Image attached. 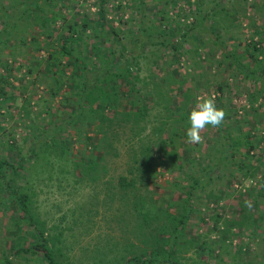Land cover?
<instances>
[{
    "label": "trees",
    "instance_id": "obj_1",
    "mask_svg": "<svg viewBox=\"0 0 264 264\" xmlns=\"http://www.w3.org/2000/svg\"><path fill=\"white\" fill-rule=\"evenodd\" d=\"M53 1L56 2V0H17L12 4L11 11L6 10L1 20L0 49L3 44L4 47L9 46L12 58L10 65H7L5 60L0 61L2 68L0 102L16 99L15 86L10 79L11 68L17 63L18 57H24L28 59L27 62L19 61L17 64L18 69L23 68V76L19 79V86H16L23 89L21 101L19 106L14 105L24 120L32 116L31 100L40 83L45 84L42 89L44 108L42 112L35 114L39 116L45 112L47 115H54L46 104L57 96H60V106L69 108L70 113L69 118L62 122L56 123L48 118L46 125H52L49 128L40 120L38 121L41 125L30 126V132L24 138V142L28 144L25 152L23 145L16 144L13 134L8 136L4 143L0 141L2 149L17 151L16 162L9 160L0 152V204H7L11 210L13 228L6 232L14 236L9 249L0 256V264H14L13 257H23L30 253L35 257L38 256L45 264H77L62 251L60 245H57L60 243L62 230L51 235L46 220L42 219L35 210V200H33L35 191L32 187L33 183L28 178L33 168L39 167L40 172H43L42 168L51 162L53 154L59 156L66 152L69 154L68 150L71 146L67 142L71 138L64 134L68 129L73 130L74 140L81 141L83 145V149L78 152L81 158L74 164L75 173L81 174V179H85L82 175H92V181L98 180L105 174L106 166L102 162L109 155H117L114 143L118 140L119 130L129 131L128 143L131 147L138 140H145L140 146L137 157L132 158L137 164L128 170L133 177L119 175L116 188L122 192L120 195L122 201L127 203L130 200L134 211L141 218L140 227L144 225L151 228L148 238L143 240L147 243L145 249L136 256L129 253L127 257H123L122 264H185L184 254L204 242L201 239L194 241L186 232L188 220L193 213L192 201L196 193L199 190L204 191L203 189L211 184L214 177L222 178L223 173L219 176L216 169L228 170L225 177L228 185L235 178V171L241 173L242 179L255 178L257 175L260 166L252 162L251 157L257 158L258 154L254 150L260 147L263 135L254 136L252 126L243 129L245 124L251 122L249 114L254 110L252 99L255 96L249 98L250 107L239 113L235 103L228 107L221 101V94L227 85L223 82L216 83V90L213 93L216 106L223 108L226 116L219 127L207 126L215 130L213 138L206 139L205 149L198 151L200 144L188 143L186 136L187 128L190 127L188 114L194 105L191 108L189 106L196 102L194 89L198 85L185 86L184 81H179L175 87H166V83L173 76L171 73L161 79H156L153 75L146 81L140 75L141 62L148 54L155 61L158 58L157 51L149 49V46L159 45L177 52L181 46L177 38L173 39L174 35H172L171 38L152 41V35L156 34L159 38L161 35L157 30L145 32V28L141 25L134 33L128 35L114 27H109L110 33L99 31V34L98 30L94 29V35L90 37L85 33L89 24L86 17L78 23L68 21L66 30L62 31L60 29L62 25H57V21L60 18L62 23L66 24L67 21L60 12L51 10L50 4ZM42 2H47V9ZM102 2L104 0H101ZM213 3L215 4L207 10L196 6L198 16L195 21H191L192 25L188 29L181 30V42L186 41V36L193 31L190 28L194 27V29L198 28L195 31L197 34L213 36L208 38H211L214 47L217 48L222 44V41L219 43L218 41L226 32L221 30L222 27L217 21H215L217 26L205 24V21L211 19L209 16L217 12L215 8L218 3L217 1ZM116 7H121V1ZM139 9L143 12L144 6ZM101 17H104V8H101ZM32 21L35 25L39 24L41 31L30 36L22 34ZM138 22L142 23V19L139 18ZM108 36L112 39L102 45L103 47L97 43L91 45L88 43V40H94L96 37H99V43H103L102 39H107ZM42 41L46 43V47L42 45ZM261 42H264V36L252 42L253 46L250 47L248 44L245 47L244 52L250 60L248 65L242 63L244 56L235 59L228 51L222 52L221 60L228 61L244 77L264 83V46ZM202 44L204 45V42ZM213 54L214 52L211 55ZM66 69H70L68 75ZM142 83L148 86L146 93L142 92ZM66 84H69V87L62 95V87ZM30 87L31 91H29ZM178 96H181L180 100ZM8 116H11L9 112ZM226 119L227 123H225ZM148 127H150L149 133L143 134ZM35 130L39 132L35 133ZM6 132V127L0 124V134ZM58 132H60L59 136L56 135ZM91 143H93L92 148L88 146ZM259 149L261 152L255 161L262 163L260 156L264 148L262 146ZM158 154L163 156L159 161L161 167H166L167 170L176 167L183 171L187 181L185 185H180L179 182L173 183L175 190L182 194L180 199L159 208L156 200L151 196L138 192V184L148 185L153 181L157 173ZM27 156L34 159L33 164L28 165ZM179 160H182V164ZM201 161L206 163L202 164ZM19 177L20 182L15 183ZM258 182L260 188L258 190H255V187L248 188V193L254 190L256 195L264 194V177L258 178ZM218 190L221 192L224 189L220 186ZM214 191L212 188L208 189L207 195L213 196ZM247 208L243 205L239 217L232 221L224 220V224L230 222L233 225L243 226L249 217L246 213ZM257 212L255 225H264V210ZM213 218L218 221L220 216L214 215ZM191 264H196V261L193 260ZM201 264L205 262L202 261Z\"/></svg>",
    "mask_w": 264,
    "mask_h": 264
},
{
    "label": "rangeland",
    "instance_id": "obj_2",
    "mask_svg": "<svg viewBox=\"0 0 264 264\" xmlns=\"http://www.w3.org/2000/svg\"><path fill=\"white\" fill-rule=\"evenodd\" d=\"M119 1H121V7L118 8L116 5ZM214 1L218 3L215 8L217 12L210 15L211 19L205 21V24L217 26L218 23L222 27L221 30L226 32L218 41V43L222 41V44L217 48L214 47L211 38H208L213 36L197 34L195 31L198 28L194 29V27L190 28L193 31L186 36V41L181 42V30L188 29L192 25L191 21H195L198 16L197 7L207 10L215 4ZM16 2L17 0H0V28L6 10L11 11L12 4ZM42 5L48 8L47 2H42ZM50 5L51 10L60 12L67 21L66 24L61 22L62 18L57 21V25H62L60 28L62 31L66 30L68 21L78 23L86 17L89 24L85 33L90 37L94 35V29L98 32L110 33L109 27L119 29L121 33L128 35L134 33L139 25L145 28V32L157 30L161 38L154 34L151 36L152 41L171 38L174 35L173 39L177 38L181 45L177 52L164 49L159 45L149 46V49L157 51L158 58L155 61L148 54L146 59L142 60L140 75L144 81L149 80L148 78L153 75L156 79H161L164 75L171 73L173 76L166 83V87H175L179 81H184L185 86L198 85L194 89L196 102L199 96H209L215 93L216 83L223 82L227 86L221 94V101L228 107L235 103L239 113L244 112L246 107H250L249 98L252 99L255 96L252 99L254 110L249 114L251 122L245 124L243 129L252 126L254 136L263 135L259 148L262 146L264 148V83L244 77L228 61L221 60L222 52L228 51L234 55L235 59L244 56L242 63L250 64L244 50L248 44L251 47L252 42L264 36V0H104L102 3L101 0H56ZM143 6L144 10L140 12L139 8ZM101 8H104L103 18ZM139 18L142 19V23L138 22ZM40 31L39 24L35 25L32 21L22 34L30 36ZM42 36L44 37L43 34ZM108 37L102 39L103 43H99V37L88 40V43L89 45L97 43L102 46L111 41V36ZM261 44L264 46V42ZM42 45L47 46L44 41ZM212 52H214L213 55H211ZM40 54L42 55V52ZM10 55L9 46L4 47L3 44L0 49V61L5 60L6 64L10 65L12 58ZM16 60L17 63L11 68L10 76L15 86L16 99L0 102V124L7 129L5 134H0V141L4 143L5 139L13 134L16 144L23 145V152H25L28 144L24 142V138L30 132V126L41 125L38 120L46 125L48 118L56 123L62 122L69 118L70 110L60 106V96H57L54 100L47 101L46 104L54 115H47L45 112L39 116L36 115L35 112H42L44 108L42 105L44 90L42 89L45 84L40 83L31 100L32 116L24 120L22 114L16 110V106L20 105L23 91L21 88H16L19 86V79L23 76V68L18 69L17 64L19 61L27 62L28 59L18 57ZM1 69L0 66V71ZM65 72L68 75L70 69H66ZM68 85H63L62 95L67 92ZM141 88L143 93L148 91V86L143 83ZM180 99L181 96H178V100ZM123 100L125 102V99ZM195 104L191 103L189 107ZM8 112L11 116H8ZM46 127L49 128L52 125L47 124ZM149 130L150 127L143 134L149 133ZM34 132H39V130ZM214 132L215 130L209 127L201 132L203 142L198 146V151L205 149L206 139H212ZM64 134L71 138L67 142L71 146L68 150L69 154L67 152L62 156L53 154L51 162L42 168L43 172L36 167L32 169L31 176H28L35 191L33 198L35 210L42 219L46 220L51 235L62 230L60 243L57 245H60L62 251L77 264H122L123 257H127L129 253L136 256L145 249L147 243L143 240L148 238L151 228L144 225L140 227L141 218L134 211L130 200L127 203L122 201L120 198L122 192L116 188L119 175L133 177L128 170L137 164L132 161V158L137 157L140 146L145 140H138L131 147L128 143L129 131L119 130L118 140L114 143L117 155H109L102 162L106 166L105 174L98 180L92 181V175H82L85 179H81V174L75 173L74 164L81 158L78 152L83 149L82 142L74 140L72 129H68ZM56 135L59 136L60 132ZM88 146L92 148L93 143ZM1 147L0 152L5 154L9 160L16 162L15 152L17 151L10 152ZM259 148L254 150L258 154H256L257 158L261 152ZM262 154L260 156L262 163L256 162V157H251V161L260 166L255 178L242 179L241 173L235 171V178L228 185L225 182L228 170L216 169L219 176L223 173L222 178L214 177L210 187H206L204 191L199 190L193 197V213L188 220L186 232L192 236L194 241L201 239L204 242L184 254L185 264H191L193 260L196 264H201L202 261L205 264H264V225H255L257 210H264V194L256 195L254 190L248 193V188L251 187L258 190L260 188L258 178L264 177V151ZM161 159L163 156L158 154L157 173L153 181L148 185L138 184V192L151 196L156 200L158 208L180 199L182 194L175 190L173 183L179 182L180 185L187 183L183 171L176 167H172V170L161 167L159 163ZM26 161L28 165L34 163V159L30 156L26 157ZM179 163L182 164V160H179ZM201 163L205 164L206 161H201ZM19 182L20 177L15 183ZM220 186L224 189L221 192L218 190ZM210 188L215 190L213 196L207 195ZM246 201L251 204V208L248 207L246 211L249 216L246 223L243 226L233 225L230 222L225 225L224 220L232 221L239 217L240 209L246 205ZM214 215L220 216L218 221L214 220ZM12 228L11 210L7 204H0V256L4 255L12 243L11 239L14 236L6 232ZM12 260L14 264H45L32 253L23 257H13Z\"/></svg>",
    "mask_w": 264,
    "mask_h": 264
},
{
    "label": "clouds",
    "instance_id": "obj_3",
    "mask_svg": "<svg viewBox=\"0 0 264 264\" xmlns=\"http://www.w3.org/2000/svg\"><path fill=\"white\" fill-rule=\"evenodd\" d=\"M225 116V110L216 106L214 94L197 97L195 106L191 108L188 114L190 124L186 131L188 143L192 145L201 144L203 142L201 132L209 125L213 128L219 127L224 122ZM245 204L251 208L249 202L246 201Z\"/></svg>",
    "mask_w": 264,
    "mask_h": 264
}]
</instances>
